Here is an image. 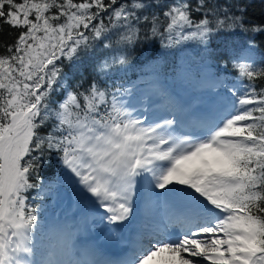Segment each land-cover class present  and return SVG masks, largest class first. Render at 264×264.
I'll list each match as a JSON object with an SVG mask.
<instances>
[{
    "label": "snow or ice",
    "instance_id": "obj_1",
    "mask_svg": "<svg viewBox=\"0 0 264 264\" xmlns=\"http://www.w3.org/2000/svg\"><path fill=\"white\" fill-rule=\"evenodd\" d=\"M2 31L11 40L0 41V264H89L72 258L65 229L58 245L38 238L34 203L53 154L109 224L129 218L138 178L170 199L174 214L125 264H264V22L240 0H0ZM241 39L235 83L207 108L157 85L148 99L165 115L150 119L126 99L131 89L101 80L137 43L208 51L219 40L234 52ZM96 48L110 58L73 86L64 61ZM216 86L207 67L193 83Z\"/></svg>",
    "mask_w": 264,
    "mask_h": 264
},
{
    "label": "trees",
    "instance_id": "obj_2",
    "mask_svg": "<svg viewBox=\"0 0 264 264\" xmlns=\"http://www.w3.org/2000/svg\"><path fill=\"white\" fill-rule=\"evenodd\" d=\"M247 8V15L252 22H264V0H240ZM11 40L6 31L0 32V41ZM244 41L238 40L233 47L236 51L225 52L219 40H212L209 50L205 51L203 45L187 42L173 48H162L160 42H141L127 50L129 63L126 65H113L106 76L101 77L104 84L110 88L123 86L131 89V96L126 97L129 101H141L147 98L148 87L159 85L167 88L170 92L191 102L195 106L206 105L211 97L225 91V84L235 83V74L231 69V57L241 54V45ZM259 45L256 52V59L259 61L264 55V36L257 37ZM103 48H96L82 53L73 62L64 61L62 71L67 81L73 86L83 84L96 77V66L106 57ZM227 65V67H225ZM207 67L217 80L214 89L194 90L193 83L203 69ZM60 93H56L58 97ZM54 97V99L56 98ZM63 166L53 154L44 158L40 175L43 190H39L38 198L34 206H37L40 233L38 238H43L44 245H47L43 231L46 230L45 216L55 206L54 198L57 195L56 187L62 184ZM55 184V185H53ZM50 189V190H49ZM38 190H33L32 195H37Z\"/></svg>",
    "mask_w": 264,
    "mask_h": 264
},
{
    "label": "rangeland",
    "instance_id": "obj_3",
    "mask_svg": "<svg viewBox=\"0 0 264 264\" xmlns=\"http://www.w3.org/2000/svg\"><path fill=\"white\" fill-rule=\"evenodd\" d=\"M156 86V85H154ZM154 86L148 87L147 98L145 97L141 101H129L130 105L139 109L138 114H146L150 119L159 118L165 113L155 104L150 103L148 96L153 90ZM211 101L207 102L206 105L196 106L201 108L210 107L213 104V101H219V98L216 95L211 97ZM147 109V111H145ZM62 169V184L56 187L57 195L54 198L55 206L51 208V212L45 216V228L43 235L48 244L58 245L60 242V237L58 235V229H65L71 233L72 240L75 244V253L72 258L79 256V251L76 250V243L82 240V236L79 234L82 232V227L78 224V221H81L78 215H95L97 218L106 215L102 209H99L96 205L90 204L88 202L87 194L81 195L78 191L79 186L72 185L67 178L63 175ZM161 190L149 188L148 185L143 181V179L138 178V183L134 188L133 200H132V212L129 216V219L132 220L135 209L140 213L144 214V217H149L150 214L156 211V208L153 207L157 203V196ZM148 211H146V209ZM101 220V219H100ZM105 223V224H104ZM153 223V222H152ZM108 224L106 220L100 222V227L105 229V225ZM114 230L115 234H118L121 237H124V232L121 228L116 226V224H110ZM150 225V224H149ZM78 230V232H77ZM108 233V232H107ZM109 237V235H108ZM79 240V241H78ZM47 246V245H45Z\"/></svg>",
    "mask_w": 264,
    "mask_h": 264
},
{
    "label": "bare ground",
    "instance_id": "obj_4",
    "mask_svg": "<svg viewBox=\"0 0 264 264\" xmlns=\"http://www.w3.org/2000/svg\"><path fill=\"white\" fill-rule=\"evenodd\" d=\"M153 207L156 208V211L150 214L149 217H144V214L139 215L134 211L132 220L128 218L124 222L116 224V226L120 227L122 232H124L125 238L115 236L116 230H114L109 223L105 225L106 230L96 228L100 227V222L104 221L100 220V218H97L95 215H78V217L82 219L78 221V224L82 227V232L79 236H82L83 239L81 245L76 243V250L79 251V256L74 259L86 261L89 262V264H122L120 263L123 261L122 259H124L123 263L125 264L126 261H130L132 258H127L130 255V251L126 249V244L132 243V245L128 244V248L132 249L131 252L134 253L142 244L147 242V239L150 238V234L155 233L160 225L166 224L168 218L175 212L170 199L159 194L157 196V203ZM148 209L149 208H147L146 211H148ZM168 230L169 232H179L180 226L173 224ZM92 238L97 240L94 244L101 245V251L99 253L91 251L94 247L91 243ZM117 243L121 244L120 248H118V250L116 249L115 253L112 252L113 255L103 257L105 254L109 253L107 250L114 248ZM91 245V250H88L87 248ZM103 252L105 253L103 254Z\"/></svg>",
    "mask_w": 264,
    "mask_h": 264
}]
</instances>
